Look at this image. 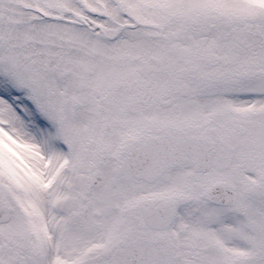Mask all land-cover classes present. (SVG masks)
Masks as SVG:
<instances>
[{"label":"snow or ice","instance_id":"1","mask_svg":"<svg viewBox=\"0 0 264 264\" xmlns=\"http://www.w3.org/2000/svg\"><path fill=\"white\" fill-rule=\"evenodd\" d=\"M0 264H264V0H0Z\"/></svg>","mask_w":264,"mask_h":264}]
</instances>
